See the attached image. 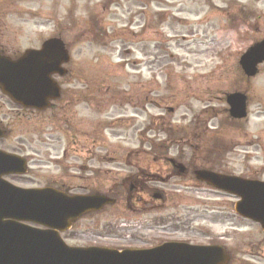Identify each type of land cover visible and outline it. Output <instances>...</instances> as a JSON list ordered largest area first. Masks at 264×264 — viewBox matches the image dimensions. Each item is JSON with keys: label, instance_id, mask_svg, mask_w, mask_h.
Masks as SVG:
<instances>
[{"label": "rangeland", "instance_id": "rangeland-1", "mask_svg": "<svg viewBox=\"0 0 264 264\" xmlns=\"http://www.w3.org/2000/svg\"><path fill=\"white\" fill-rule=\"evenodd\" d=\"M3 1L0 42L7 53L38 49L59 36L70 55L67 74L56 78L66 94L55 118L21 110L0 95V126L9 131L0 149L28 161V171L9 181L24 188L55 185L67 194L96 185L115 199L61 233L63 240L119 249L215 239L231 264H264V234L234 214L236 199L191 173L169 177L166 163L171 158L264 181V62L251 79L238 64L264 39V0ZM83 92L107 96L96 98L103 99L99 105L69 106L70 95ZM235 92L247 96L245 119L228 115L225 95ZM74 128L101 134L102 143L92 147L107 170L100 181L98 173L71 168L87 156L83 138L67 147ZM158 149L164 153L153 161ZM128 177L133 182L122 188Z\"/></svg>", "mask_w": 264, "mask_h": 264}, {"label": "water", "instance_id": "water-1", "mask_svg": "<svg viewBox=\"0 0 264 264\" xmlns=\"http://www.w3.org/2000/svg\"><path fill=\"white\" fill-rule=\"evenodd\" d=\"M69 55L60 39H49L39 50H27L17 59L0 55V91L25 108L44 110L58 99L54 75L64 76ZM264 61V40L243 53L239 65L246 77L257 74ZM234 119L246 116V96H226ZM4 131L0 129V138ZM25 159L0 150V264H227L219 246L192 247L166 243L153 249L70 247L59 236L85 213L98 211L113 199L101 195L68 196L52 188H20L3 177L25 174ZM185 172L183 165L177 166ZM196 180L236 199L234 211L258 223L264 232V182L226 176L207 170L194 171ZM31 223L43 227L26 225Z\"/></svg>", "mask_w": 264, "mask_h": 264}, {"label": "flooded vegetation", "instance_id": "flooded-vegetation-1", "mask_svg": "<svg viewBox=\"0 0 264 264\" xmlns=\"http://www.w3.org/2000/svg\"><path fill=\"white\" fill-rule=\"evenodd\" d=\"M6 6H7V2L3 1V0H0V19L4 18L5 15H6V12L3 11L6 8ZM11 6H12V3H9V7H11ZM0 29H4L3 22H0ZM4 36H6V33L1 35V32H0V38L4 40ZM6 38L7 37H5V39ZM5 45H7V44L0 42V53L1 54H6L7 52H10V49L8 48V45H7V49L5 48ZM83 93L84 94H82V93L79 94L80 95L79 98H77L78 94L72 93L70 95L69 99H68L69 106L70 105L71 106H76L78 104L85 103L84 102L85 100L93 101L94 102L93 104L99 105L103 101V99L98 100L96 98H102V97L106 98V96H107V94H95L94 95L93 93H89V92H83ZM65 94L66 93L61 92V94H60L58 99L51 101L50 107L48 109L41 110V111H38V112L40 114L41 113L44 114V113L48 112V113L52 114L54 116V118H55L56 114H54L53 112H56V109L59 107L58 105H60L62 107V105H63L62 101H64ZM0 95H2V94L0 93ZM81 96H83V97H81ZM7 100H9V99H7ZM16 106H18V105H16ZM18 107H20L21 110H25L21 106H18ZM59 111H62L64 114L67 113V110L60 109ZM70 121L69 120L68 121L64 120L62 122H68L70 124ZM2 129H4V131H5L4 136H7V134L9 133L8 129H5V128H2ZM89 132L90 131L87 132V130H85V129H80L79 130V129H75L74 128L72 131H70L68 133L70 136H68V138H67V147H69V146L77 147V140L80 139V138H83V139H85L84 147L87 149L86 150L87 151V156L78 158V160H79L78 163L81 164V165L76 167L75 163H74V164L71 165V168L73 170H77L78 172H84V173L88 172V174H90V175L93 174V173H95V174L98 173L99 174V181H100V179H102V177L107 174V170H103L102 167H101L103 165V163H105V162L101 161L103 159L102 158H96L95 156L92 155V147L93 146H98L97 144L102 143V141L100 139L101 134L99 135V133H97V134L92 135ZM94 137H95V140L93 141ZM65 155H66V150H65V152H63L62 156L64 157ZM152 156H153L152 157L153 161H156L157 158H159V157H157L155 155H152ZM160 158H164V157H160ZM174 161L175 162H174L173 165L168 160L166 161V163L169 164L168 166L171 168L170 171H169L170 172V176L169 177L183 175V173H180L179 169L177 168L178 164H183V163H181L179 161H176V160H174ZM93 164H97L98 166L97 167H93ZM183 165H184V167L186 169L187 175H188V173L193 174V171L196 169V168H194V166L189 167V165H185V164H183ZM187 175H183V176H187ZM17 176H20V175H8L6 177V179L10 180L11 178H14V177H17ZM90 179H92V178H88V180H90ZM159 180H161V179H159ZM130 181L133 182L132 177H128L126 180L122 179L121 187L125 188L126 182L130 183ZM54 186L55 185L51 186V185L48 184L47 186H44V187H51V188L56 189V187H54ZM57 189H58V187H57ZM87 189H88L87 191H84V192H81V193H74V194H71V195H82V196H84V195H93V194L94 195L95 194H97V195H105V196L107 195V194L102 192L103 189H99L100 191L96 190L97 189L96 185L92 186V187H88ZM88 216H90V215H88ZM83 218L84 217H82L81 219H83ZM208 240H209V242L207 244H204L205 246H217L220 243V242H217L215 239H208ZM182 242L185 243V244L191 245V246L203 245V244L191 243V241H188V240H182ZM225 250H226V248H225ZM226 252H227V255H229V262L227 264H231V255L228 253L227 250H226Z\"/></svg>", "mask_w": 264, "mask_h": 264}, {"label": "trees", "instance_id": "trees-1", "mask_svg": "<svg viewBox=\"0 0 264 264\" xmlns=\"http://www.w3.org/2000/svg\"><path fill=\"white\" fill-rule=\"evenodd\" d=\"M156 149H157V148H156ZM159 152L164 153V151H162V149H158L157 152H154V154H155V155H157V154L159 155Z\"/></svg>", "mask_w": 264, "mask_h": 264}]
</instances>
